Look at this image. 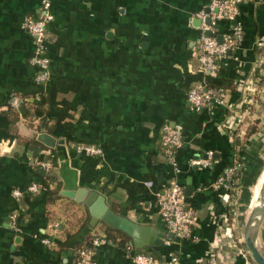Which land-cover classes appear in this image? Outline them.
<instances>
[{
  "label": "crops",
  "instance_id": "crops-1",
  "mask_svg": "<svg viewBox=\"0 0 264 264\" xmlns=\"http://www.w3.org/2000/svg\"><path fill=\"white\" fill-rule=\"evenodd\" d=\"M41 1L0 0V264H75L90 236L105 238L95 254L101 264H129L134 252L151 249L160 260L177 256L180 264L204 261L211 251L219 253L212 264H245L235 253L222 254L228 245L219 237L221 223L233 210L214 182L232 164L242 174V145L254 136L244 135L246 126L263 116L254 112L252 71L262 61L264 0L239 4L242 39L226 52L213 78L197 58V13L209 0H49L48 78L38 82L24 20L39 15ZM230 26L219 20L214 37ZM207 81L225 87L224 104L195 111L186 92ZM15 95L21 103L11 111ZM238 112L240 121L228 128ZM163 124L179 126L183 137L174 152V175L161 150ZM40 133L54 137V146L39 141ZM78 145L97 146L102 154H86ZM207 153L208 165L191 163ZM44 161L56 177L47 185L35 165ZM173 176L197 216L186 239L167 232L157 213L158 195ZM32 182L41 191H26ZM56 186L59 198L47 202L44 191ZM79 188L103 195L115 213L154 227L161 242L136 250L128 240L125 250L107 237L102 222L90 225L83 202L62 194ZM257 240L264 254V219Z\"/></svg>",
  "mask_w": 264,
  "mask_h": 264
},
{
  "label": "built area",
  "instance_id": "built-area-1",
  "mask_svg": "<svg viewBox=\"0 0 264 264\" xmlns=\"http://www.w3.org/2000/svg\"><path fill=\"white\" fill-rule=\"evenodd\" d=\"M242 1L209 0L205 10H200L197 13V17L200 20L199 29L201 33L198 43V64L202 72L209 77L213 78L216 76L226 52L232 50L242 39L241 25L236 20L239 4ZM50 6L49 0H42L39 15H29L24 20V28L33 39L34 49L29 62L38 70L36 76L38 82H45L48 78L49 58L45 53V43L47 41V27L53 19ZM219 20H228L231 22V26L228 32L221 35L220 42H217L214 37V28ZM205 31H208L210 36H205L203 34ZM223 93L224 89L222 88L196 86L187 90L186 100L193 110L198 111L212 105H223ZM20 103L21 99L16 95L10 100V106L13 108L19 107ZM240 119V112L235 113L229 123H227V127L234 129ZM182 141L183 137L179 126L169 124L161 126L160 143L163 147L166 161L173 169V175L176 172L174 152L182 145ZM76 148L78 151H83L89 155L102 154V150L93 145H78ZM209 156L210 153H207L204 159L194 160L191 163L206 166L209 163ZM40 164L47 169L51 167V163L48 161ZM239 180V167L237 164H232L224 168L214 182V186L222 191L221 200L228 206L233 203V195L236 192L235 188L239 186ZM146 184L150 185L149 183ZM26 191L38 193L41 191V187L37 183L32 182L26 187ZM21 194L22 190L18 188L13 190V195L16 198L21 196ZM183 198L182 189L173 176L162 193L158 195L157 200V213L166 231L171 233L177 240L190 238L192 229L197 223L195 212L183 201ZM12 219L14 224H16L15 216H12ZM219 237L224 239L228 245L222 251L224 256L228 257L235 253V255H239L245 260V264H254L247 249L242 245L241 238L233 236L232 227L227 224L226 218L221 223ZM104 239V237L95 236L92 238L90 246L78 249L75 264H101L96 260L95 254L96 249L104 242ZM42 242L49 244L51 240L50 238H43ZM164 242L168 243V240H164ZM216 244H218V241ZM217 255L219 253L211 251L206 260L195 264H212L215 262ZM129 264H180V262L175 255H170L168 258L160 260L143 252H134L130 255Z\"/></svg>",
  "mask_w": 264,
  "mask_h": 264
},
{
  "label": "water",
  "instance_id": "water-1",
  "mask_svg": "<svg viewBox=\"0 0 264 264\" xmlns=\"http://www.w3.org/2000/svg\"><path fill=\"white\" fill-rule=\"evenodd\" d=\"M203 34L210 36L208 31H205ZM220 39V35L215 36L217 42H220ZM37 139L48 146H54L55 144V138L48 133H40ZM62 194L74 198L77 202H83L87 206L90 215V225L95 226L97 223L102 222L112 229L121 231L129 237L133 248L136 250H143L147 246L152 247L161 242L163 237L162 233L157 232L154 227L142 225L115 213L108 207L105 197L96 191L87 192V189L79 188L76 191H62ZM263 219L264 172L258 187L256 204L248 211L241 227V241L254 264H264V254L258 247L257 240Z\"/></svg>",
  "mask_w": 264,
  "mask_h": 264
},
{
  "label": "rangeland",
  "instance_id": "rangeland-1",
  "mask_svg": "<svg viewBox=\"0 0 264 264\" xmlns=\"http://www.w3.org/2000/svg\"><path fill=\"white\" fill-rule=\"evenodd\" d=\"M258 91L260 90H258L257 88L256 95L260 93ZM259 99L260 102L254 109V112L255 114L263 113V116L260 115V117L258 118L257 127L260 128V131L257 134H254V136L244 141L245 143L243 142L244 143L242 145L243 157L240 160L241 162H244V166H243L242 174L240 173L239 186L235 188L236 192L233 195L234 200L233 203L231 204L233 214L232 216H230L232 217V220H230L229 222L227 220V224L231 225L232 227V233L233 236H235V238H239V237L241 238V227L247 216V214L245 216L244 213L248 200L247 198H244L243 201V197L245 196L246 191L250 193L253 190L255 181L257 180V178L260 177L261 175L260 172L261 171L263 172L262 168H264V131H262L261 129L264 126V98L263 96H259ZM247 115H249V113H247ZM247 121L249 122L250 120L248 119ZM258 173L260 174L258 175ZM244 178L246 180L245 183L244 180H242ZM249 180L252 181L253 183L252 186H251V182L249 183ZM250 197L251 194L248 197V199H250ZM239 224H242L240 225V228H238ZM258 247L261 250L259 241H258Z\"/></svg>",
  "mask_w": 264,
  "mask_h": 264
},
{
  "label": "trees",
  "instance_id": "trees-1",
  "mask_svg": "<svg viewBox=\"0 0 264 264\" xmlns=\"http://www.w3.org/2000/svg\"><path fill=\"white\" fill-rule=\"evenodd\" d=\"M259 53H260V55H262V61L260 62V64L255 66L253 68V71H252L253 79L255 80V83L257 85L258 90H260V91H258L260 93H258L256 95V97H255L256 98L255 100H256L257 104H259V102H260L259 96H263V98H264V46H263V49H261L259 51ZM204 87H208V88H222V89L225 88L220 83H213V82H209V81H207L205 83ZM23 102L24 103H28V100L23 99ZM242 108H244V107H242ZM9 109L11 111L14 110V108H12L10 106V104H9ZM253 120L254 121L252 123H249L246 126L244 135L247 136V137L252 135V134L254 135V134H256V133H258L260 131V128L257 127L258 117H255ZM45 124H46V122H45ZM43 126H44V123H43ZM45 129H47V128H45ZM261 129H262V131H264V126ZM31 141L34 142V143H37V141L35 139H32ZM161 150H163L162 146H161ZM163 152H164V150H163ZM35 165H36L37 172L42 177L43 185H47V184H50V183H53V182L56 181V177H55V175L53 173L52 167H49L47 169V168L43 167L40 163H36ZM238 177H239V174H238ZM44 192H45V199L47 200V202L55 201L57 198H59V196H58L59 187L58 186H56L53 189L46 188V191H44ZM227 220L229 222L230 220H232V218H227ZM104 225L106 226L105 227V231H106L107 237L112 239L115 243H117L119 246L123 247L125 250H128L130 248L128 246L129 237H127L124 233H122L119 230L112 229V228L108 227L106 224H104ZM92 238L93 237L90 236L88 242L84 246H81L80 248H85V247L90 246ZM242 245H243V243H242ZM136 252H141V251H136ZM142 252L146 253V254H149V255L153 256L154 258H156V259H159L158 255H157V253H156V251L154 249L145 250V251H142Z\"/></svg>",
  "mask_w": 264,
  "mask_h": 264
},
{
  "label": "bare ground",
  "instance_id": "bare-ground-1",
  "mask_svg": "<svg viewBox=\"0 0 264 264\" xmlns=\"http://www.w3.org/2000/svg\"><path fill=\"white\" fill-rule=\"evenodd\" d=\"M262 170L264 172V168H262ZM263 172H261L260 177L257 178V180L255 181V185L253 187V190L250 193L247 192L245 194V196L243 197V200H244V198H247V200H248V203H247V206H246L247 207L246 208V214L256 204V201L258 199V187H259V184H260V181H261V177H262ZM250 194H251V197H250V199H248V197L250 196Z\"/></svg>",
  "mask_w": 264,
  "mask_h": 264
}]
</instances>
